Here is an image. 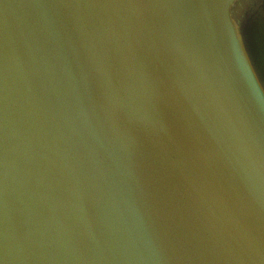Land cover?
Listing matches in <instances>:
<instances>
[{
	"label": "water",
	"instance_id": "obj_1",
	"mask_svg": "<svg viewBox=\"0 0 264 264\" xmlns=\"http://www.w3.org/2000/svg\"><path fill=\"white\" fill-rule=\"evenodd\" d=\"M0 264H264V0H0Z\"/></svg>",
	"mask_w": 264,
	"mask_h": 264
}]
</instances>
